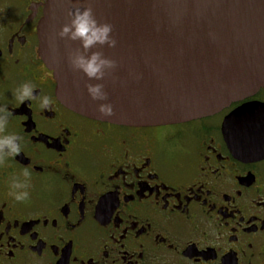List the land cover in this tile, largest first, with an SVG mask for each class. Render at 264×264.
Here are the masks:
<instances>
[{
    "label": "flooded vegetation",
    "instance_id": "obj_1",
    "mask_svg": "<svg viewBox=\"0 0 264 264\" xmlns=\"http://www.w3.org/2000/svg\"><path fill=\"white\" fill-rule=\"evenodd\" d=\"M46 1L0 0V104L13 113L4 131L24 137L0 165V264H264V153H240L243 136L223 129L237 108L264 104V86L185 124L85 118L58 100L39 54ZM25 81L53 104H17ZM25 168L30 195L15 201L8 181Z\"/></svg>",
    "mask_w": 264,
    "mask_h": 264
},
{
    "label": "water",
    "instance_id": "obj_2",
    "mask_svg": "<svg viewBox=\"0 0 264 264\" xmlns=\"http://www.w3.org/2000/svg\"><path fill=\"white\" fill-rule=\"evenodd\" d=\"M88 5L113 25L117 40L102 49L117 62L103 81L114 107L109 117L88 97L87 79L68 66L67 52L78 42L57 36L68 11ZM37 31L58 100L93 121L129 128L185 124L215 116L264 86V0H47ZM261 114L264 104L253 102L225 118L224 131L243 136L240 153H264Z\"/></svg>",
    "mask_w": 264,
    "mask_h": 264
},
{
    "label": "clouds",
    "instance_id": "obj_3",
    "mask_svg": "<svg viewBox=\"0 0 264 264\" xmlns=\"http://www.w3.org/2000/svg\"><path fill=\"white\" fill-rule=\"evenodd\" d=\"M68 22L63 24L57 36L66 42H78V47L69 49L67 63L73 72L87 79L85 90L88 97L97 102V111L103 117L112 116L114 107L108 101V93L103 81L117 68L116 60L104 55L106 46L114 48L117 40L113 25L97 19L93 7L75 6L68 11ZM12 99L17 104L25 101H37L41 109H48L52 99L45 94L35 92L31 81H25L12 90ZM13 113L7 104H0V165L8 159L20 155L24 137L16 132H5ZM30 173L25 168L19 175L14 174L8 181V195L15 201L29 198Z\"/></svg>",
    "mask_w": 264,
    "mask_h": 264
}]
</instances>
